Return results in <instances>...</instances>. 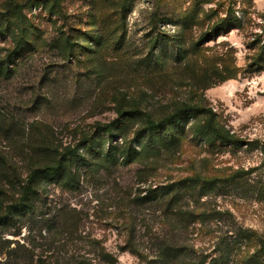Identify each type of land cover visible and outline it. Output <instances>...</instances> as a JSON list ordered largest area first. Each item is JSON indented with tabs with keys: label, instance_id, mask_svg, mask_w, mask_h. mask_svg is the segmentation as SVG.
I'll return each mask as SVG.
<instances>
[{
	"label": "rangeland",
	"instance_id": "1",
	"mask_svg": "<svg viewBox=\"0 0 264 264\" xmlns=\"http://www.w3.org/2000/svg\"><path fill=\"white\" fill-rule=\"evenodd\" d=\"M34 1L0 0V14L18 4L35 29L41 30L32 34L41 46L19 56L9 73L0 74V264H38L39 259L48 264L81 260L162 264L153 244L166 229L164 205L145 199L147 190L194 171L226 174L248 169L258 165L261 156L245 149L211 151L190 136L157 153L150 149L152 144L144 145L147 138L134 140L139 126L135 120H122L125 126L115 130L114 138L99 132L98 125L118 117V105L139 102L153 114L163 115L173 101L194 97L202 59L183 52L173 22H154L157 0H136L126 17L122 42L111 33V26L89 27L85 18L90 0H66L65 9L75 23L102 34L98 44L89 42L91 46L80 40L91 48L83 49L78 61L67 63L57 49L46 44L55 33V24ZM236 8L252 13L255 27L250 29L260 31L255 13L264 12V0H236ZM98 10L103 8L98 6ZM164 11L159 12L163 15ZM248 41L244 32L232 29L206 43L210 53L232 51L241 70L237 78L199 90L227 127L245 139L264 140V70H245ZM12 44L9 34L0 37V46ZM191 121L183 120L187 125ZM131 143L134 158L124 163L123 153ZM76 146L86 159H74L76 182L37 183L27 198V208L18 212V203L26 198L28 175L44 161V149ZM262 178L255 170L245 173L243 187L226 186L203 195L200 203L210 200L223 215L203 229L199 224L192 226L182 239L208 252L217 236L233 226L264 234V192H258ZM184 196L181 207L201 205L190 194ZM249 254L237 248L230 264H255L248 262Z\"/></svg>",
	"mask_w": 264,
	"mask_h": 264
},
{
	"label": "trees",
	"instance_id": "2",
	"mask_svg": "<svg viewBox=\"0 0 264 264\" xmlns=\"http://www.w3.org/2000/svg\"><path fill=\"white\" fill-rule=\"evenodd\" d=\"M66 0H35L32 4L40 5L44 13L55 24V33L46 40V44L59 51L65 62L78 61L83 49L91 48L89 42L98 44L102 38L100 31L91 33L89 29L81 28L78 22L70 17L65 9ZM136 0H90L87 3L88 16L85 18L89 27L98 26L99 30L111 26V33L117 41L122 42L126 31V17L131 12ZM214 2V6L204 8L202 4ZM187 0H157L156 11L153 14L154 22H173L179 29L177 39L183 52H189L198 60L202 59L201 73L197 74V81L192 90L194 97L175 100L171 103V109L163 115H155L144 108L139 102H128L117 106L118 117L109 123L98 125L99 132L108 134L114 138L116 129L123 127L122 120L128 122L135 120L138 128L135 129V139L145 137V146L160 152L164 147L169 150L170 144L180 142L190 136L203 142L211 151H224L227 149L254 150L259 153L260 163L248 169L240 168L230 173L217 174L194 171L192 174L181 177L172 183L149 188L144 197L156 199L164 205L163 218L166 229L162 239L158 238L153 244L157 253L155 257L162 264H230V257L238 248L247 252L248 262L264 264V234L257 229L234 226L217 236L214 248L204 251L196 247L194 242L185 241L183 236L190 233V229L203 227L210 220H220L223 212L211 206L210 200L200 203L203 195L218 192L226 186L243 187L247 183L244 180L245 173L259 170V175L264 176V140L259 138L245 139L231 128L227 127L219 119L217 112L207 103L199 88L207 89L219 82L231 78H237L241 67L238 66L232 51H216L206 43L216 41L226 31L238 29L249 38L247 42L248 54L246 56V68L249 72L264 70V12L255 13L260 22L256 23L260 31L250 29L255 25L252 13L236 8V0H192L186 5ZM98 6L103 11L98 10ZM165 9L163 15L160 10ZM0 37L9 34L13 44L10 47L0 46V74H7L11 66L19 56L25 52L36 49L38 41L32 39V34L41 30L31 24L20 5L6 8L0 14ZM108 18V20H107ZM84 20V19H83ZM106 20L108 23H106ZM156 20V21H155ZM59 22V24H58ZM255 27V26H254ZM37 34V33H36ZM161 30L155 37V43L160 41ZM188 35L189 41L186 40ZM88 42L87 46L80 44ZM90 44V45H89ZM41 46V44H39ZM38 45V47H39ZM198 92L200 96H198ZM191 118L190 124L183 120ZM176 126V128H174ZM187 133V134H186ZM146 146V147H147ZM80 147H66L63 150L57 148L44 149V161L37 163L28 175V183L25 187V197L18 203L17 211L27 208V198L35 192L37 183L62 182L75 183V173L72 171L74 159L77 156L82 161L86 159L79 153ZM132 143L123 153L124 163L134 158L131 153ZM145 148V147H143ZM146 149V148H145ZM108 155V154H107ZM263 180V178H262ZM264 192L263 185L258 189ZM184 194H190L196 203L201 205L193 208L181 207L184 202ZM232 233L228 236V233ZM254 248L253 252L249 249ZM38 264H48L44 260H38ZM73 264H89L85 260Z\"/></svg>",
	"mask_w": 264,
	"mask_h": 264
}]
</instances>
